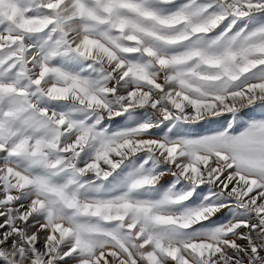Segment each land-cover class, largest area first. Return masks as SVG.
Instances as JSON below:
<instances>
[{
  "label": "snow or ice",
  "instance_id": "6c2138e0",
  "mask_svg": "<svg viewBox=\"0 0 264 264\" xmlns=\"http://www.w3.org/2000/svg\"><path fill=\"white\" fill-rule=\"evenodd\" d=\"M0 264H264V0H0Z\"/></svg>",
  "mask_w": 264,
  "mask_h": 264
},
{
  "label": "rangeland",
  "instance_id": "374dc122",
  "mask_svg": "<svg viewBox=\"0 0 264 264\" xmlns=\"http://www.w3.org/2000/svg\"><path fill=\"white\" fill-rule=\"evenodd\" d=\"M208 127H210V126H208V125H203V126H201L200 128H198L197 131H199V132H204V131L206 130V128H208ZM167 179H169V178H165V182L167 181Z\"/></svg>",
  "mask_w": 264,
  "mask_h": 264
}]
</instances>
